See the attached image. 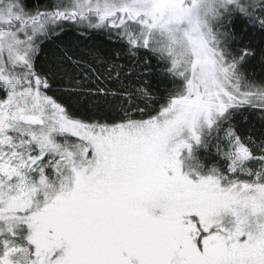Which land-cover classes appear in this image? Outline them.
I'll return each mask as SVG.
<instances>
[{"label": "snow or ice", "instance_id": "6c2138e0", "mask_svg": "<svg viewBox=\"0 0 264 264\" xmlns=\"http://www.w3.org/2000/svg\"><path fill=\"white\" fill-rule=\"evenodd\" d=\"M0 264H264V0H0Z\"/></svg>", "mask_w": 264, "mask_h": 264}]
</instances>
